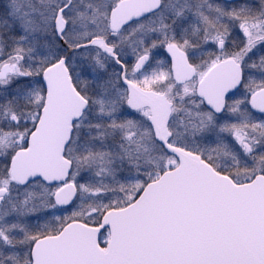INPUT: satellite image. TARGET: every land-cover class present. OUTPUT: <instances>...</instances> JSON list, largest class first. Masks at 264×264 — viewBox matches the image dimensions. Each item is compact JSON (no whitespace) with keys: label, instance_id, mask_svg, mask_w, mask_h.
<instances>
[{"label":"snow or ice","instance_id":"obj_1","mask_svg":"<svg viewBox=\"0 0 264 264\" xmlns=\"http://www.w3.org/2000/svg\"><path fill=\"white\" fill-rule=\"evenodd\" d=\"M0 264H264V0H0Z\"/></svg>","mask_w":264,"mask_h":264}]
</instances>
